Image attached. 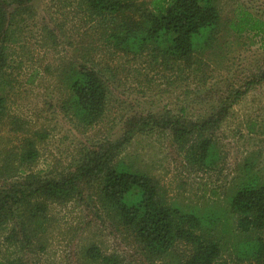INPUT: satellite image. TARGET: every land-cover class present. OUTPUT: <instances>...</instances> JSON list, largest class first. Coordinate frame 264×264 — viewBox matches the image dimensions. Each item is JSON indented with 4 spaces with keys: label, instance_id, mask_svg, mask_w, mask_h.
Here are the masks:
<instances>
[{
    "label": "rangeland",
    "instance_id": "obj_1",
    "mask_svg": "<svg viewBox=\"0 0 264 264\" xmlns=\"http://www.w3.org/2000/svg\"><path fill=\"white\" fill-rule=\"evenodd\" d=\"M235 1L264 18V0H223L224 18L233 16ZM8 24L13 39L6 51L2 94L14 124L2 128V141L12 145L24 136H34L39 157L27 174L41 177L74 173L85 153L120 143L129 125L149 115L204 114L220 97L233 90L243 91L248 81L259 80L264 71V53L258 39L249 34L237 37L227 29L216 51L204 53L198 70L169 67L146 54H116L98 42L102 47L97 49L104 53L100 54L102 60L111 69V96L104 119L83 128L63 111L65 95L58 80L59 68L79 61L82 48L95 39L93 23L79 0H32L25 6L11 5ZM228 114L213 133L220 159L212 168L187 159L188 153L173 143L171 132L158 127L148 134H136L117 159L134 163L154 177L161 201L215 218L221 225L217 233L227 262L255 264L239 260L237 247L245 240L263 238L264 229L242 234L234 219L228 221L231 227L227 232L222 225L233 178L246 158L253 159L264 173V80L253 84ZM23 180L12 179L10 183ZM80 187L81 197L48 205L46 230L31 244L24 240L13 246L0 243V258L17 264H84L82 248L93 243L105 254L119 255L120 264H168L167 260H146L128 232L99 203L94 181ZM192 250L183 241L173 247L175 257L182 260Z\"/></svg>",
    "mask_w": 264,
    "mask_h": 264
},
{
    "label": "trees",
    "instance_id": "obj_2",
    "mask_svg": "<svg viewBox=\"0 0 264 264\" xmlns=\"http://www.w3.org/2000/svg\"><path fill=\"white\" fill-rule=\"evenodd\" d=\"M31 1L0 0V243L13 246L24 240L31 244L46 230L48 205L65 204L81 197L80 184L94 181L99 203L111 219L128 232L146 260H167L168 264H230L223 257V244L217 233L221 225L215 218L161 201L154 177L117 156L136 134H148L158 127L171 132L173 143L188 153L187 159L212 168L220 159L214 131L225 122L228 110L240 97L253 84L264 80V71L259 80L248 81L243 91L233 90L220 97L204 114L188 117L183 113H166L134 122L126 129L120 143L100 152L85 153L76 171L68 176L49 178L27 174L39 157L34 136H24L10 145L2 141L5 136L1 133L3 127L14 124L2 94L8 60L6 51L13 39L8 9L11 5L25 6ZM79 2L93 23L95 39L87 48H82L79 61L58 70L59 84L65 95L63 111L73 116L79 127H90L102 121L111 96L108 83L111 69L102 60L100 54L104 53L97 49L98 42L116 54H146L153 60L161 59L166 66H185L192 70H198L206 51H216L226 29L237 37L249 34L257 38L264 53V18L241 1H235L233 16L229 18L222 15L223 0ZM253 161L246 158L233 178L227 195L228 207L224 210V232L231 227L228 223L231 219L236 220L242 234L264 229V173ZM21 177H24L22 182L10 183ZM178 241L192 246L187 259L175 257L173 247ZM237 248L239 260L264 264V237L245 240ZM81 259L84 264L121 263L119 255L105 254L93 243L82 248ZM0 264L17 263L0 258Z\"/></svg>",
    "mask_w": 264,
    "mask_h": 264
}]
</instances>
